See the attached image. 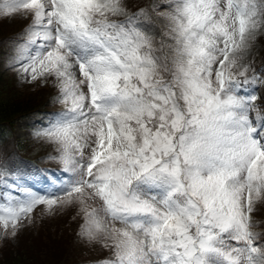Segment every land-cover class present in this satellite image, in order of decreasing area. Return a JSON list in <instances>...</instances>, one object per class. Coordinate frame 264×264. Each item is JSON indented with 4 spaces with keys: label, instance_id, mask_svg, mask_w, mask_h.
<instances>
[{
    "label": "snow or ice",
    "instance_id": "obj_1",
    "mask_svg": "<svg viewBox=\"0 0 264 264\" xmlns=\"http://www.w3.org/2000/svg\"><path fill=\"white\" fill-rule=\"evenodd\" d=\"M17 13L12 66L63 106L35 130L60 168L37 189L0 159L3 236L75 205L97 264H264V0H0Z\"/></svg>",
    "mask_w": 264,
    "mask_h": 264
},
{
    "label": "rangeland",
    "instance_id": "obj_2",
    "mask_svg": "<svg viewBox=\"0 0 264 264\" xmlns=\"http://www.w3.org/2000/svg\"><path fill=\"white\" fill-rule=\"evenodd\" d=\"M147 1H149V3L152 2V0H134L132 1V3L133 5H135L137 2L147 4ZM29 19L30 18H25L22 13H17L12 16L0 15V70L8 74V76L1 78V82L9 86V88L18 90L20 94L29 95L33 89H36L38 86H40V88L42 87L44 90L42 91L43 93L41 99H43L44 101L49 100L45 105L46 108H43V111L40 113L41 115H34L32 117H28L27 119H18L16 121L14 129L12 130V133H9V135L14 138V143L17 144L19 150V152L16 153V158H23L24 155L25 157H31L38 160L40 166H43V164H45L55 167L43 168V172L41 174L42 178L26 177L24 175L26 181L30 185L34 186L37 189H40L42 187H45L47 185V182L51 178L59 175L60 165L57 161L47 158L53 151V145L45 142L40 137L35 135V130L39 129L46 123V121L49 119V114L59 111L63 106L58 102H55L54 100V96L56 95L57 90L52 85L51 80H49L47 84L43 82V78H40L34 82L31 80H24L18 73L17 67L12 66V62L15 58L25 55V53L20 49V44L23 42V40L26 39V35L23 30L28 24ZM262 37H264V31H261L257 35L256 40L252 44V47L248 50V54L246 57L247 61H252L254 58L258 57L259 53L263 49L262 45H260L258 42V40ZM255 68L259 70L264 67L261 66ZM4 87L7 88L6 86ZM263 89V84L256 87L257 93H263L264 95ZM31 94L35 96L36 92ZM21 151L23 154L21 153ZM26 170L28 171L27 168ZM43 208V205L38 206L32 214L33 222L31 224H26L20 229L21 231L23 230V232H21L24 234L22 237L18 234L14 238L11 236L4 237L2 234V225H0V241L5 240V243L8 240L11 241V243H6L5 251L8 250L9 245H13L14 249H16L19 246L18 242L23 243L25 239L27 240V238H31V236L29 235L30 231L36 230L37 234H44V228L48 230L52 225H56L57 221L61 219V215L66 217V215L71 213L72 210L77 212V207L75 205L68 206L61 211H57L55 214H48L46 212H43ZM78 217L81 218L80 216ZM259 217H264V208L260 209L259 211H255L253 219L257 221ZM255 230L258 232H264V220L260 222L259 229ZM35 235L36 234L34 233V236ZM21 238H23V240L19 241L21 240ZM36 238L38 237L33 238L34 240L31 241L30 244H34L35 246L39 245L40 247L41 237L39 236L38 239ZM78 241L81 246L85 247L86 255L82 256L86 257L85 259H91L93 258V256L95 257L99 254H103L102 256L108 255L107 249L102 248L99 244H87L81 239H79ZM26 242L29 243V241ZM70 245L72 246V242L70 243ZM14 249L11 248L10 250H8L9 252L7 254L9 255L14 251ZM40 252L41 251L37 252V256L40 254ZM1 255L2 252L0 251V257ZM47 257L51 258L54 257V255L47 254ZM86 264H97V260H95L94 263L87 262Z\"/></svg>",
    "mask_w": 264,
    "mask_h": 264
},
{
    "label": "trees",
    "instance_id": "obj_3",
    "mask_svg": "<svg viewBox=\"0 0 264 264\" xmlns=\"http://www.w3.org/2000/svg\"><path fill=\"white\" fill-rule=\"evenodd\" d=\"M132 1L134 0H128V3L132 5ZM137 4L139 5L141 3L137 2ZM258 42L262 45L263 49L259 53L260 56L251 62L253 67H264V37L260 38ZM6 76L8 74L0 70V159L7 157L11 166L17 168L25 165L21 158H16V153L19 152L17 144L14 143V138L10 135L8 138H3V136L5 132L9 133L13 130L18 119H26L34 114L40 113L43 108H46L45 105L49 100L44 101L41 99L42 91L44 90L40 86L32 90L31 93L36 92L35 96L31 93L29 95L20 94L18 90L9 88V86L1 82V78ZM255 208L259 211L264 208V204H259ZM76 214L77 212L72 210L66 217L61 215V219L57 221L56 225H52L48 230L44 228V234H37L36 230L30 231L29 235L31 238L25 239L23 243L18 242L19 246L16 249H14L13 245L8 246V250L11 248L14 249L9 255L7 254L9 251H5V245L6 243H11V241L8 240L6 243L5 240L0 241V251L2 252L0 264H86L87 262L100 261L107 257L108 255L102 256L103 254L93 256L91 259L82 257L86 255L85 247L80 245L76 234L82 219ZM262 220H264V217H259L256 222L260 223ZM21 232L23 230H20L18 235L22 237L24 234ZM34 233L36 234L35 236ZM39 236L41 237L40 247L39 245H31L30 242L34 240L33 238H39ZM22 240L23 238L19 241ZM26 241H29V243ZM71 242L72 246L70 245ZM38 251L41 252L37 256ZM47 254L54 255V257L49 258Z\"/></svg>",
    "mask_w": 264,
    "mask_h": 264
}]
</instances>
